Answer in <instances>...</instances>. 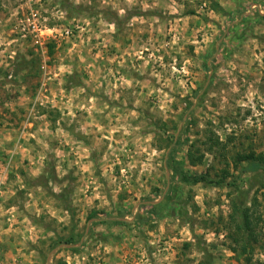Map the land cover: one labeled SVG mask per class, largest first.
<instances>
[{
    "label": "rangeland",
    "instance_id": "obj_1",
    "mask_svg": "<svg viewBox=\"0 0 264 264\" xmlns=\"http://www.w3.org/2000/svg\"><path fill=\"white\" fill-rule=\"evenodd\" d=\"M250 152L264 0H0V264H243Z\"/></svg>",
    "mask_w": 264,
    "mask_h": 264
},
{
    "label": "trees",
    "instance_id": "obj_2",
    "mask_svg": "<svg viewBox=\"0 0 264 264\" xmlns=\"http://www.w3.org/2000/svg\"><path fill=\"white\" fill-rule=\"evenodd\" d=\"M213 3L216 4L215 2ZM208 137V143H206L208 146L207 149H210L209 151L213 153L212 146L216 145V147H219V145L222 144H220L219 138ZM222 146H224V144ZM204 155L198 159L199 163L202 162ZM193 163L196 164L197 162L193 161ZM232 163L236 168L241 167V174H262L264 176V153H238L233 156ZM187 179L193 181V183L209 182L207 176H202L194 180H192L191 177ZM258 193V191L255 192L252 201H250L248 200L247 192L238 191L236 198L231 200L229 221L234 227L233 242L236 244V248H234L233 251L243 257V264H257L254 261L255 248L256 245L264 241V215H262L259 210L261 204L260 198L257 196ZM90 217L91 219L98 218V213H93ZM188 245L187 247L190 248V245ZM78 250V248L72 249L74 252ZM204 252H206V250H204ZM210 263L211 260L206 259V262H201L200 264Z\"/></svg>",
    "mask_w": 264,
    "mask_h": 264
},
{
    "label": "water",
    "instance_id": "obj_3",
    "mask_svg": "<svg viewBox=\"0 0 264 264\" xmlns=\"http://www.w3.org/2000/svg\"><path fill=\"white\" fill-rule=\"evenodd\" d=\"M68 247H76V246H68Z\"/></svg>",
    "mask_w": 264,
    "mask_h": 264
}]
</instances>
